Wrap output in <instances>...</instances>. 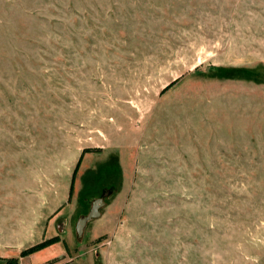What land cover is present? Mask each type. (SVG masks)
Wrapping results in <instances>:
<instances>
[{"label":"rangeland","instance_id":"rangeland-1","mask_svg":"<svg viewBox=\"0 0 264 264\" xmlns=\"http://www.w3.org/2000/svg\"><path fill=\"white\" fill-rule=\"evenodd\" d=\"M61 205L67 251L21 257ZM13 259L264 264V0H0Z\"/></svg>","mask_w":264,"mask_h":264},{"label":"crops","instance_id":"crops-1","mask_svg":"<svg viewBox=\"0 0 264 264\" xmlns=\"http://www.w3.org/2000/svg\"><path fill=\"white\" fill-rule=\"evenodd\" d=\"M69 189V188H68ZM69 195V194H68ZM69 198V196H68ZM102 204V202H101ZM100 206V204H99ZM67 207L64 208V205H61V207H59L57 210V213L55 211V215L54 213L52 215H48V216H45L44 218H42V221H40V225L39 226H36V230L33 231V236L36 237L37 234H38V243H41V241H44V240H48V239H51V238H55L56 236L59 237V241L56 242V244H53V245H50L44 249H42L41 251H38L34 254H31L29 255L30 257H33L34 259H36L37 263H42L43 260H51V259H55L57 256L56 255H59V254H63L64 251L68 249L69 246H67V243L65 241V238H64V230H62L63 232V235L62 234H58V231L56 230V223L57 221H60V218L59 216L62 215V213H64L65 209ZM54 215V216H53ZM52 216V217H51ZM44 226L42 227V222H44ZM57 231V232H56ZM22 237H23V240H26L27 235L29 234H21ZM22 240V239H20ZM62 247L64 248V250L62 249ZM58 253V254H57ZM3 259H9L11 258L10 256H1ZM40 257V258H39ZM32 259V258H31Z\"/></svg>","mask_w":264,"mask_h":264},{"label":"trees","instance_id":"trees-1","mask_svg":"<svg viewBox=\"0 0 264 264\" xmlns=\"http://www.w3.org/2000/svg\"><path fill=\"white\" fill-rule=\"evenodd\" d=\"M83 152H87V150H84ZM78 160H79L78 164H77L76 168L73 171V177H72V180H71V183H70V186H69V197L71 196V193L73 191L72 185H73V182H74V176H75L74 174H75V172L77 170V167H78L79 163L81 162V156H80V158ZM58 241H59V237L58 236H56L55 238H51V239H48V240L41 241V243L33 245V246L29 247L27 250L23 251L20 256L21 257H25V256H28V254H31V253H34V252H37V251H41L43 248H45L47 246H50V245H53V244H56V242H58ZM11 261L14 262V263H18L15 259L6 260V263L9 264V262H11Z\"/></svg>","mask_w":264,"mask_h":264},{"label":"bare ground","instance_id":"bare-ground-1","mask_svg":"<svg viewBox=\"0 0 264 264\" xmlns=\"http://www.w3.org/2000/svg\"><path fill=\"white\" fill-rule=\"evenodd\" d=\"M93 217H94V215L91 216V217H89V218H87L86 220H91ZM82 223H83V222H82Z\"/></svg>","mask_w":264,"mask_h":264}]
</instances>
